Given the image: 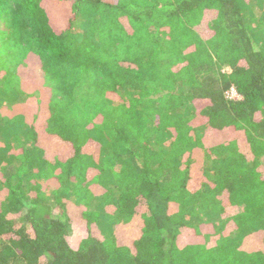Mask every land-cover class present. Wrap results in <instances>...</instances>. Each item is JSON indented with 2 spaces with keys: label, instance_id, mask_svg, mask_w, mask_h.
Instances as JSON below:
<instances>
[{
  "label": "trees",
  "instance_id": "1",
  "mask_svg": "<svg viewBox=\"0 0 264 264\" xmlns=\"http://www.w3.org/2000/svg\"><path fill=\"white\" fill-rule=\"evenodd\" d=\"M1 122L0 264H264V0H0Z\"/></svg>",
  "mask_w": 264,
  "mask_h": 264
},
{
  "label": "rangeland",
  "instance_id": "2",
  "mask_svg": "<svg viewBox=\"0 0 264 264\" xmlns=\"http://www.w3.org/2000/svg\"><path fill=\"white\" fill-rule=\"evenodd\" d=\"M229 98L237 99L239 97L236 95L235 91H232V92L229 93ZM0 124H1L0 125V128H2L5 123L4 122H1ZM2 137L3 136L0 134V146L1 145L4 146V144H5V143L3 144L4 141H3V138ZM0 159H1L0 166H2V167H9V168H11L16 163L15 161H11L12 163L8 162L4 156H1Z\"/></svg>",
  "mask_w": 264,
  "mask_h": 264
}]
</instances>
